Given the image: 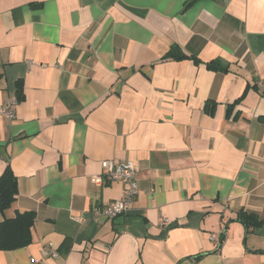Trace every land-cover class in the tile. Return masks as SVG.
Here are the masks:
<instances>
[{
	"label": "crops",
	"instance_id": "1",
	"mask_svg": "<svg viewBox=\"0 0 264 264\" xmlns=\"http://www.w3.org/2000/svg\"><path fill=\"white\" fill-rule=\"evenodd\" d=\"M187 1L0 0V105L23 90L0 115V222L35 213L0 264H264V0ZM105 159L139 192L96 220L126 189L91 181Z\"/></svg>",
	"mask_w": 264,
	"mask_h": 264
},
{
	"label": "trees",
	"instance_id": "2",
	"mask_svg": "<svg viewBox=\"0 0 264 264\" xmlns=\"http://www.w3.org/2000/svg\"><path fill=\"white\" fill-rule=\"evenodd\" d=\"M196 0H190L185 3V7L189 6ZM172 57L177 60L193 59L194 56L185 54L181 48L177 45L171 46L165 57ZM221 64L219 59H213L206 62V66L209 69H218ZM227 70V69H226ZM23 99V90L21 83L17 84L16 100L19 102ZM17 195V179L13 174V171L9 166L5 168L0 175V212L9 208L15 201ZM35 219V213L32 211H26L17 213L13 218H6L0 222V250H13L29 245L32 241L31 227ZM237 221H240L245 226L259 225L263 220H259L256 214L252 212H246L241 210L237 214ZM202 254L193 256L194 260L199 259Z\"/></svg>",
	"mask_w": 264,
	"mask_h": 264
},
{
	"label": "built area",
	"instance_id": "3",
	"mask_svg": "<svg viewBox=\"0 0 264 264\" xmlns=\"http://www.w3.org/2000/svg\"><path fill=\"white\" fill-rule=\"evenodd\" d=\"M17 103L16 98L12 99L5 105H0V115L8 118L15 116L14 105ZM101 172L91 177V181L97 185H101L104 180L111 182H121L126 185L125 194L121 199L110 201L103 206H95L92 210V217L96 220L100 218H114L129 212L131 202L139 192L136 182V167L130 160L116 162L112 159L101 161ZM148 193L153 195L155 189H148ZM168 219H164L162 224H167ZM212 238V237H211ZM49 251L44 252V256L51 255L57 257L58 254L54 247L50 245Z\"/></svg>",
	"mask_w": 264,
	"mask_h": 264
}]
</instances>
